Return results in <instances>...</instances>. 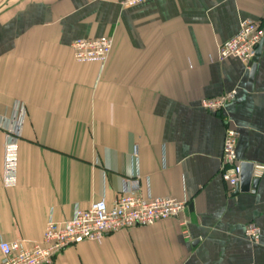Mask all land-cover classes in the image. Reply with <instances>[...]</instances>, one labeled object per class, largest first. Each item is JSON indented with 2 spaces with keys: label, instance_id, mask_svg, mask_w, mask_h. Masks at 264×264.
<instances>
[{
  "label": "crops",
  "instance_id": "crops-1",
  "mask_svg": "<svg viewBox=\"0 0 264 264\" xmlns=\"http://www.w3.org/2000/svg\"><path fill=\"white\" fill-rule=\"evenodd\" d=\"M124 1L0 0V241L38 243L50 219L100 199L110 207L138 176L143 196L185 199L184 213L70 246L53 264H264V174L238 195L220 178L227 125L237 158L264 165V43L252 76L217 59L244 23L264 29V0ZM104 36L103 65L74 61L72 42ZM232 92L220 113L201 107Z\"/></svg>",
  "mask_w": 264,
  "mask_h": 264
},
{
  "label": "built area",
  "instance_id": "built-area-1",
  "mask_svg": "<svg viewBox=\"0 0 264 264\" xmlns=\"http://www.w3.org/2000/svg\"><path fill=\"white\" fill-rule=\"evenodd\" d=\"M144 0H125L123 7H133ZM264 41V29L256 22L244 23L240 30L228 41L218 45L217 59H238L250 71L259 44ZM112 39H78L70 44L72 56L77 63H97L103 65L112 49ZM234 92L213 99L201 101V107L208 112L220 113L228 102L235 98ZM18 120L8 128L12 135L19 134L22 107H18ZM237 132L226 126L220 160V178L234 193L241 180L242 161L236 155ZM135 152V151H134ZM264 174V165L253 164L252 179H260ZM2 182L5 187L16 183V149L5 146L2 162ZM187 207V201L173 198H152L142 195L138 176L125 180L121 193L110 207L104 199L90 205L88 209L75 208L72 217L64 222L49 220L43 232L42 240L30 246L20 241H0V264H53L55 258L66 248L83 242H98L104 236L134 227H147L170 219H178ZM185 221L180 226L185 228ZM188 238L186 230L182 231ZM260 231L254 225L244 229V237L251 243H257Z\"/></svg>",
  "mask_w": 264,
  "mask_h": 264
},
{
  "label": "water",
  "instance_id": "water-1",
  "mask_svg": "<svg viewBox=\"0 0 264 264\" xmlns=\"http://www.w3.org/2000/svg\"><path fill=\"white\" fill-rule=\"evenodd\" d=\"M263 43L264 41H262L257 48L256 55L255 58L253 59V64L250 70V76H252L255 71L258 56ZM241 168L242 171H241L240 184L238 188L235 190L234 195H238L239 193H248L251 189L255 188L256 184L259 181L258 179H252V169H253L252 163L243 162Z\"/></svg>",
  "mask_w": 264,
  "mask_h": 264
}]
</instances>
